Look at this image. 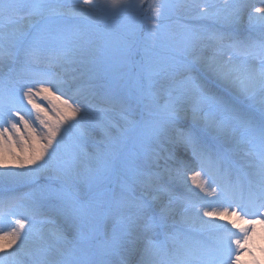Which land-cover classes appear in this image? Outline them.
<instances>
[{"label":"snow or ice","instance_id":"1","mask_svg":"<svg viewBox=\"0 0 264 264\" xmlns=\"http://www.w3.org/2000/svg\"><path fill=\"white\" fill-rule=\"evenodd\" d=\"M119 18L103 45L79 28ZM8 156L50 179L0 198V264H264V0H0Z\"/></svg>","mask_w":264,"mask_h":264},{"label":"rangeland","instance_id":"2","mask_svg":"<svg viewBox=\"0 0 264 264\" xmlns=\"http://www.w3.org/2000/svg\"><path fill=\"white\" fill-rule=\"evenodd\" d=\"M50 2L62 3L66 8H71L73 5L76 4L77 0H50ZM178 2L179 0H166V3L170 5H176ZM216 2L222 4L223 0H216ZM194 14L195 13L176 12L174 9H172L169 10L168 19L164 22L171 25L172 31L178 32L181 30L179 27L180 24L195 23V21L191 20L190 18ZM68 19L71 20L72 18L69 17ZM135 23L136 21L125 18H119L117 20H105L100 22H97L95 19H82L79 22V28L81 31L87 32L92 41L99 46L103 45L106 41L114 42L116 37L122 32H124L125 25H132ZM246 23L247 17L244 18L241 26H244V24ZM224 30L230 29L228 28V26H225ZM124 43H126L133 49L132 59H139L140 55L142 54L143 48L146 47L150 43V41L145 39V34L143 32L137 31L135 35L127 36L122 42L121 46H123ZM208 51L209 50H207L206 54H210V52ZM56 94L59 95V93ZM68 95H75V92L73 90L69 91ZM64 98H67V96H65ZM38 103H40L41 106L44 107L46 110H48L50 107L47 101H38ZM49 114L51 115V113ZM110 118L119 119L116 113H111ZM25 119L29 118L26 116ZM32 121H35V114H33L32 116ZM33 127H36L38 131L40 130L38 122L33 123ZM21 130L23 131L22 125ZM10 160L13 161L12 157ZM14 163V161L12 162V164L10 163V167H6L7 169L3 166H0V196H4L2 198L16 197V202L19 203L24 200V198L29 193H32L37 187V185L47 183L50 179V176L41 175L35 182L13 176H4L3 174L6 172L22 171L21 169L14 167ZM177 190L187 196H190V193L187 194L183 192L179 189V187H177ZM259 242V238L257 237L256 243L259 244ZM257 256H259V254H257ZM250 259V256H246L247 261H249Z\"/></svg>","mask_w":264,"mask_h":264},{"label":"bare ground","instance_id":"3","mask_svg":"<svg viewBox=\"0 0 264 264\" xmlns=\"http://www.w3.org/2000/svg\"><path fill=\"white\" fill-rule=\"evenodd\" d=\"M248 2H252V0H248ZM242 27L246 29V28H247V23L244 24V26H242ZM208 52H210V54H206V55H211V49H209ZM73 91L75 92V90H73ZM76 99H81V97L77 95V96H76ZM10 159H11V156H8V157H7V161H8V162H7V165H8L7 167H10V166H9L10 163L12 164V162H13V161L10 160ZM5 168H6V167H5ZM6 169H7V168H6ZM189 186H190V181H189ZM177 187H179L180 190H182L183 192H185V193H187V194L190 193V192L187 191V187L184 186V185H178ZM193 195H194L193 193H190V196H193ZM258 227H259V226H258ZM257 254L260 255V253H259L258 250H257ZM243 259H244L245 261H247V260H246V257H243Z\"/></svg>","mask_w":264,"mask_h":264}]
</instances>
